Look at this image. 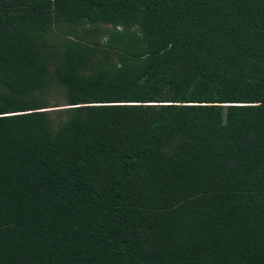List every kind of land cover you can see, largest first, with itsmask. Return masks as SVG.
I'll list each match as a JSON object with an SVG mask.
<instances>
[{
	"label": "trees",
	"instance_id": "obj_1",
	"mask_svg": "<svg viewBox=\"0 0 264 264\" xmlns=\"http://www.w3.org/2000/svg\"><path fill=\"white\" fill-rule=\"evenodd\" d=\"M0 264H264V0H0Z\"/></svg>",
	"mask_w": 264,
	"mask_h": 264
}]
</instances>
